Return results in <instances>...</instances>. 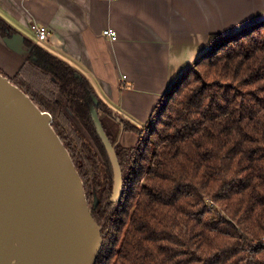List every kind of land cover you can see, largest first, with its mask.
Listing matches in <instances>:
<instances>
[{
	"label": "trees",
	"instance_id": "trees-1",
	"mask_svg": "<svg viewBox=\"0 0 264 264\" xmlns=\"http://www.w3.org/2000/svg\"><path fill=\"white\" fill-rule=\"evenodd\" d=\"M12 32L0 17L1 37ZM25 44L31 51L9 79L50 113L82 179L101 228L93 264H264V18L210 33L149 121L125 123L138 138L115 147L123 177L116 202L90 114L92 86L42 46ZM97 99L114 142L111 110Z\"/></svg>",
	"mask_w": 264,
	"mask_h": 264
},
{
	"label": "crops",
	"instance_id": "crops-1",
	"mask_svg": "<svg viewBox=\"0 0 264 264\" xmlns=\"http://www.w3.org/2000/svg\"><path fill=\"white\" fill-rule=\"evenodd\" d=\"M241 14L249 15L236 27L222 26ZM0 17L24 44L42 46L81 73L111 110L105 122L116 145L131 147L138 135L125 123L142 128L170 84L206 49L208 35L263 19L264 0H0ZM31 23L45 25L48 37L38 39ZM108 27L116 40L102 35ZM2 38L0 56L13 77L28 55Z\"/></svg>",
	"mask_w": 264,
	"mask_h": 264
},
{
	"label": "water",
	"instance_id": "water-1",
	"mask_svg": "<svg viewBox=\"0 0 264 264\" xmlns=\"http://www.w3.org/2000/svg\"><path fill=\"white\" fill-rule=\"evenodd\" d=\"M24 40L20 33L2 38L27 56L31 47ZM92 100L91 118L113 173L110 200L116 202L123 186L116 142L104 130L97 97ZM51 122L49 112L0 73V264H9L10 246L14 264H93L101 248L82 179Z\"/></svg>",
	"mask_w": 264,
	"mask_h": 264
},
{
	"label": "built area",
	"instance_id": "built-area-1",
	"mask_svg": "<svg viewBox=\"0 0 264 264\" xmlns=\"http://www.w3.org/2000/svg\"><path fill=\"white\" fill-rule=\"evenodd\" d=\"M107 1H113V0H107ZM30 29L35 33L38 39H46L48 37L49 31L45 25L38 24V23H31ZM102 35L111 40L117 39V32L113 28H110V27L103 29Z\"/></svg>",
	"mask_w": 264,
	"mask_h": 264
},
{
	"label": "rangeland",
	"instance_id": "rangeland-1",
	"mask_svg": "<svg viewBox=\"0 0 264 264\" xmlns=\"http://www.w3.org/2000/svg\"><path fill=\"white\" fill-rule=\"evenodd\" d=\"M249 14H241L240 16H237V19L236 20H223V24L222 26H224L225 28H228V27H236L237 25H239ZM238 22V23H237ZM227 30V29H226ZM238 30V29H237ZM232 32H235V31H232ZM232 32H229L227 34H231ZM25 33V32H24ZM28 35V34H26ZM29 36V35H28ZM38 39H35V41H37ZM4 60H2L1 56H0V71L2 72L3 75L7 76L6 74H8V65L5 64L3 62ZM8 77V76H7ZM107 121V120H106ZM113 128V127H112ZM106 129L109 133H111V131L107 128V125H106ZM112 134V133H111ZM117 141V140H116Z\"/></svg>",
	"mask_w": 264,
	"mask_h": 264
},
{
	"label": "bare ground",
	"instance_id": "bare-ground-1",
	"mask_svg": "<svg viewBox=\"0 0 264 264\" xmlns=\"http://www.w3.org/2000/svg\"><path fill=\"white\" fill-rule=\"evenodd\" d=\"M12 246H10L9 248V264H14V262L16 261V258H13L10 256V254L12 253Z\"/></svg>",
	"mask_w": 264,
	"mask_h": 264
}]
</instances>
